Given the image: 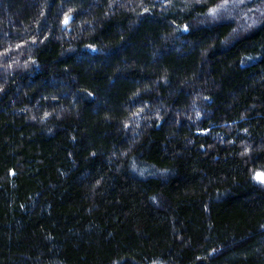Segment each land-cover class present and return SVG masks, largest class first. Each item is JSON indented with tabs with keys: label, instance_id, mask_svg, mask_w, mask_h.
<instances>
[{
	"label": "trees",
	"instance_id": "16d2710c",
	"mask_svg": "<svg viewBox=\"0 0 264 264\" xmlns=\"http://www.w3.org/2000/svg\"><path fill=\"white\" fill-rule=\"evenodd\" d=\"M231 1L0 0V264H264V0ZM204 40L189 109L175 68L106 93Z\"/></svg>",
	"mask_w": 264,
	"mask_h": 264
},
{
	"label": "rangeland",
	"instance_id": "374dc122",
	"mask_svg": "<svg viewBox=\"0 0 264 264\" xmlns=\"http://www.w3.org/2000/svg\"><path fill=\"white\" fill-rule=\"evenodd\" d=\"M238 2H240V0H232L229 3H225L220 6L219 10L215 12L213 19H210L209 21L214 22L215 20H218L219 17L223 16L224 13L231 12ZM227 15L232 16L234 13L231 12ZM235 16L233 17L237 25H247V28L242 32L243 34H247L256 27L254 25L250 26V22L253 21L251 18L252 16L245 13H241L240 15L237 14ZM253 19L255 18L253 17ZM208 45H210V40H204L201 47L197 46L198 48H196L195 51L185 56L179 54L177 51L156 54L154 55V58L143 68V71H141V74L137 79H118V81L115 82L116 84L113 81H108L106 83V93L111 96L122 92L128 100H132L135 97L148 94L155 89L157 82L153 79L151 80L153 72L161 69L164 71L168 70V68H175L179 71L185 72L186 79L182 82L170 83L168 87L171 89L174 87L176 89L178 88L177 93L180 96H183L179 103L180 105H178L180 109L187 110L191 107L192 101L196 98L200 91L208 87L211 82L208 64L204 62L201 55V50ZM27 51L29 53L32 52L30 48H28ZM164 73L166 74L167 72L164 71ZM171 89H169V92L174 93ZM164 130L168 136H171L173 129L166 128ZM186 131V129L182 130L183 133Z\"/></svg>",
	"mask_w": 264,
	"mask_h": 264
},
{
	"label": "snow or ice",
	"instance_id": "6c2138e0",
	"mask_svg": "<svg viewBox=\"0 0 264 264\" xmlns=\"http://www.w3.org/2000/svg\"><path fill=\"white\" fill-rule=\"evenodd\" d=\"M65 23H67V19L65 20ZM255 179H257L260 182L264 183V173H257Z\"/></svg>",
	"mask_w": 264,
	"mask_h": 264
}]
</instances>
